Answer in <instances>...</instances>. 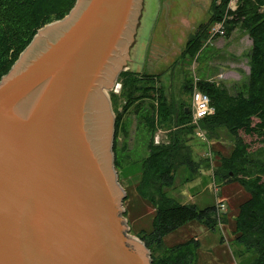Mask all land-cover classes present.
I'll use <instances>...</instances> for the list:
<instances>
[{"label":"water","instance_id":"water-1","mask_svg":"<svg viewBox=\"0 0 264 264\" xmlns=\"http://www.w3.org/2000/svg\"><path fill=\"white\" fill-rule=\"evenodd\" d=\"M142 5L76 0L1 79L0 264H153L121 217L106 112Z\"/></svg>","mask_w":264,"mask_h":264},{"label":"rangeland","instance_id":"rangeland-1","mask_svg":"<svg viewBox=\"0 0 264 264\" xmlns=\"http://www.w3.org/2000/svg\"><path fill=\"white\" fill-rule=\"evenodd\" d=\"M234 3L235 0H230L227 10ZM215 4H218L217 0H143L139 26L132 36L133 46L128 47L129 59L124 60L126 65L121 66L120 74L134 75V79L140 80L138 85L149 88V91L141 94L147 98L125 111V99L121 96L124 80L120 74L114 81V87L106 92L111 109L109 114L114 119L112 154L119 166H115L119 184L126 194L121 217L126 219L124 225L128 227L129 237L143 243L137 236L152 231L156 212L150 198H144L139 187L141 162L148 156V144L152 140L155 146L169 145V135L174 134L171 138L179 141L180 156H188L193 166H178L174 171L173 185L162 189L164 195L198 210L216 208L217 202L224 203L225 208L220 212V223L214 229L191 221L165 235L163 250L195 241L198 243L195 264H251L255 253L244 252L235 242L234 234L239 206L250 197L236 181L242 175L236 177L230 173L227 179L215 176L222 160L231 156L234 140L225 128L204 129L200 122L195 124L190 111L192 92L200 82L224 87L229 94L247 89L252 42L239 28L227 35L226 26L223 36L212 37L216 25L211 24ZM222 20L226 25L225 16ZM193 40L198 44L192 43ZM158 90H161L168 108L175 113L172 115L174 121L184 106L189 109L190 117L176 123L178 127L160 124ZM112 96L116 97L113 107ZM152 105L156 110L153 134L141 119L150 109L152 112ZM117 114H121V121L116 131ZM239 135L248 146L249 157L264 163V137H249L242 132ZM152 195L156 200L159 197L155 191ZM159 254L163 252L156 253L157 256Z\"/></svg>","mask_w":264,"mask_h":264},{"label":"trees","instance_id":"trees-1","mask_svg":"<svg viewBox=\"0 0 264 264\" xmlns=\"http://www.w3.org/2000/svg\"><path fill=\"white\" fill-rule=\"evenodd\" d=\"M217 1L211 24L221 22L225 16L227 35L239 28L248 34L252 42L249 76L247 89L235 94H229L224 87H217L214 83H198V89L209 97L215 110L212 116L201 120L200 124L204 129L225 128L234 140L231 156L222 160L215 176L227 179L230 173L236 177L242 175L236 181L248 191L250 197L239 206L235 220V242L244 252L255 253L251 264H264V163L249 157L248 146L239 135L242 132L249 137H264V0H237L234 11L227 10L230 0ZM75 3L76 0H0V81L9 73L38 30L65 18ZM119 77L124 80L121 95L126 103L124 111L147 98L141 94L148 92L149 88L139 86L140 80L134 79V75L121 73ZM158 94L161 125L178 127L177 124L190 117V112L186 113L187 107L184 106L176 114L177 118L173 116L174 121L172 115L175 113L166 105L161 90H158ZM114 98H110L112 107L116 102ZM151 108L152 112L150 109L141 119L146 129L153 134L156 110L153 105ZM120 121L121 114H117L116 131ZM192 132L195 133L194 129ZM173 135H169V145L155 146L151 140L148 156L141 162L140 193L144 198H150L156 212L152 231L149 234L143 232L137 238L149 250L153 264H195L197 242L191 241L163 250V237L191 221L214 229L221 219L215 207L198 210L195 206L181 205L164 195L162 189L173 185L175 169L182 164L193 166L188 156H180V143L171 138ZM115 144L116 141L114 148ZM115 166L119 167L117 161ZM154 191L158 192L157 200L152 195ZM160 252L163 254L157 256L156 253Z\"/></svg>","mask_w":264,"mask_h":264},{"label":"built area","instance_id":"built-area-1","mask_svg":"<svg viewBox=\"0 0 264 264\" xmlns=\"http://www.w3.org/2000/svg\"><path fill=\"white\" fill-rule=\"evenodd\" d=\"M236 2L233 5L232 8H230L231 11H234L236 9ZM225 34V20H222L221 22L217 23L215 25V28L212 31V37L214 36H223ZM191 115L192 119L195 124H198L201 120L212 116L215 113L214 108L211 106L209 97L202 93L198 88H194L192 95H191ZM201 135V134H200ZM209 157L211 156V152L209 151ZM225 208V204L222 202H217L216 209L220 216V212Z\"/></svg>","mask_w":264,"mask_h":264},{"label":"bare ground","instance_id":"bare-ground-1","mask_svg":"<svg viewBox=\"0 0 264 264\" xmlns=\"http://www.w3.org/2000/svg\"><path fill=\"white\" fill-rule=\"evenodd\" d=\"M106 112H107V114H108V116H109V112L107 111V109H106ZM110 117V116H109Z\"/></svg>","mask_w":264,"mask_h":264}]
</instances>
